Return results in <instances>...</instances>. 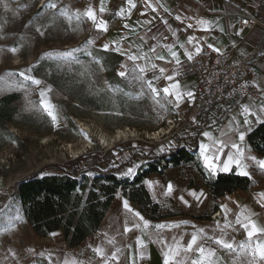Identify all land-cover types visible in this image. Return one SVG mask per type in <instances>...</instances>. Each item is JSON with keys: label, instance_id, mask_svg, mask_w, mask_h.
Listing matches in <instances>:
<instances>
[{"label": "crops", "instance_id": "0c3cea01", "mask_svg": "<svg viewBox=\"0 0 264 264\" xmlns=\"http://www.w3.org/2000/svg\"><path fill=\"white\" fill-rule=\"evenodd\" d=\"M70 1L75 3L76 10L82 13L89 6L93 7L98 19L103 18L108 22V31L103 32L98 31L89 20L92 24V31L96 34L95 38H97L99 48L104 49V45L108 44L107 51L121 56L120 65H126V69L133 68L134 63L127 59V54H147L152 57L149 65L156 63L159 67L166 68L165 75L178 73L175 79L180 82V91L185 93L179 107H176L172 97H164L162 92L160 96L164 98L165 108H168L170 100L174 103L175 110L179 112L180 123L185 124L191 131L197 128L198 138L195 144L186 143L185 145L197 151L199 162L193 158L178 166L170 165L163 171V174L153 171L144 177V187L149 192L152 202L159 206L154 215L143 211L139 204L125 196L123 189H119L99 228L74 247L70 246L63 234V229L42 238L37 236L31 223L25 219L23 211L0 206V264H50L49 257H51V264H64L66 258L69 264L72 259L82 261L83 264H101L100 258L96 256L93 249L102 246L106 251L114 250L113 246L108 244L109 239H114L116 246L121 248L120 264H129L133 253H136V264H164V253L167 249L161 241H166L168 246L174 247L177 244L186 246L191 241L192 234L198 232L199 229H204V232L200 234L198 243L216 249L219 264H233V261L237 259L236 254L216 245L208 237L222 236L226 240L234 241L236 245L247 241L246 230L236 223L238 216L243 221L241 213L254 214L251 219L258 226H264V206L258 202L262 199L260 193H264V171L255 162L247 159L248 156H255L258 160H264L263 155L252 150L248 140V135L260 123L256 122L255 117L249 116L248 119L252 121L251 130L247 132L244 142H240L238 132L229 130L228 125L231 123L232 128H238L241 131L249 127L243 123L245 117L241 106L224 109L219 105H212L205 109L204 104L196 99L195 94L189 98L186 93L188 91L195 93L197 81L193 72V62L197 55L194 46L197 44L202 51L208 44L220 50L233 49L235 50L234 61L254 62L256 72L252 77L253 83L260 85L259 91L264 89V26L247 30L235 24L238 17H256L264 23V0H153V3L158 6L156 12L146 8L144 0H135L137 7L132 9L130 14H127L126 0H104L106 9L104 13L99 12L100 0ZM121 7L126 10L124 16L118 15ZM165 20L167 24L163 22ZM199 20L208 22V31H205L204 26L198 23ZM125 24L129 27L125 28ZM189 24L192 27H188ZM189 37H195L192 45L187 43ZM117 41L126 53L125 55L115 51L117 45L114 42ZM165 44L175 45L173 50L179 53L180 64L174 61L166 62L171 61L172 58L168 50L162 47ZM180 44H184L193 53L191 60L185 55L184 49L179 47ZM152 47H156V53L150 51ZM157 54L165 56L166 61L156 60ZM135 63L144 64L145 61L140 60ZM159 75L158 68L152 70L149 67L144 78L153 80L157 89H162L175 82L167 81L163 77L155 80L154 77ZM259 94L258 99L250 102L253 111H258L260 105L264 103V93L260 91ZM261 115L264 116V114ZM204 132H209L211 137L204 136ZM225 132L228 133L227 136L224 135ZM217 139H230L244 148L243 163L247 165V171L253 180V186L249 190L239 189L232 193L226 192L219 197L213 194L209 186L211 180H215L223 173L240 175L241 171L235 164L232 165L231 171H222L223 165L228 162V154L234 153L235 150L231 149L229 144L217 159H213L216 151L213 140ZM201 144L210 146V150L205 155L209 157L215 171L206 165L201 155ZM171 149L168 148L166 152ZM204 171L210 173L211 180H206ZM149 182L152 184L150 185ZM169 184L173 186L171 193H168ZM192 192L197 195L203 193V195L197 200L190 195ZM181 196L188 201L187 205L180 199ZM124 200L128 201L133 212H139L149 222L147 229L125 232L126 226L131 227L138 220L124 209ZM216 212H220L221 216L217 217L220 221L219 227H215L211 222L212 215ZM14 213H19L22 218L14 219ZM226 222L231 226L224 228ZM9 224H14V227L5 231L4 229ZM160 224L170 227L157 229L155 226ZM176 224L179 227H171ZM222 228L223 231H221ZM137 237L143 239L147 245L143 249V259L139 258ZM129 245H131L130 248ZM197 256L198 253H188L189 264L191 259ZM237 264H243V258H240Z\"/></svg>", "mask_w": 264, "mask_h": 264}, {"label": "rangeland", "instance_id": "374dc122", "mask_svg": "<svg viewBox=\"0 0 264 264\" xmlns=\"http://www.w3.org/2000/svg\"><path fill=\"white\" fill-rule=\"evenodd\" d=\"M49 2L57 7H42ZM74 4L0 0V98L19 95L13 122L0 126V206L16 209L12 194L16 181L37 171L61 174L60 167L78 160L79 154L96 155L101 169L123 164L119 177L127 182L134 174L125 175L129 168L154 161L180 142L194 145L198 138L197 128L191 131L180 123L170 135L147 139L148 132L171 118L164 98L160 96L158 103L146 83L132 78V68L127 77L118 75L120 62L99 48L89 19H75ZM61 9L68 10L71 21L60 15ZM74 49L78 51L73 60L58 55ZM22 72L41 83L25 80ZM41 91L46 92L45 102L55 106V122L41 107ZM119 129H130L129 137L116 141ZM102 136L111 144L101 143ZM94 165L87 173L91 180L99 176ZM84 167L80 164L78 170ZM13 217L22 218L19 213Z\"/></svg>", "mask_w": 264, "mask_h": 264}, {"label": "trees", "instance_id": "16d2710c", "mask_svg": "<svg viewBox=\"0 0 264 264\" xmlns=\"http://www.w3.org/2000/svg\"><path fill=\"white\" fill-rule=\"evenodd\" d=\"M105 53L116 57L115 63L121 61V56L117 53ZM18 97L17 94H10L0 98V126L13 122L16 113L14 103ZM248 140L252 150L264 156V124H258L248 135ZM180 143L151 162L156 163L170 156L169 166H178L195 159L186 151L187 145L182 146ZM92 163L99 174L93 180L87 174ZM80 164L85 165L81 171L78 170ZM98 165L96 155L84 156L67 166L71 170L60 167L61 174L57 175H41L42 171H37L12 185L14 199L20 200L24 217L31 223L37 236L44 238L63 229L70 246L79 245L99 228L119 189H123L125 196L139 204L143 211L153 215L157 213L159 206L152 202L143 185L144 177L153 172L154 168L147 174L138 175L133 181L130 179L126 182L119 177L123 164L102 169ZM209 186L213 194L219 197L226 192L249 190L253 186V180L236 173H223L211 180Z\"/></svg>", "mask_w": 264, "mask_h": 264}, {"label": "snow or ice", "instance_id": "6c2138e0", "mask_svg": "<svg viewBox=\"0 0 264 264\" xmlns=\"http://www.w3.org/2000/svg\"><path fill=\"white\" fill-rule=\"evenodd\" d=\"M101 6L99 8L100 13H104L106 11L104 7V0H100ZM127 4V14L131 13V10L137 7V4L135 0H126ZM7 7V5H5ZM144 6L146 8H150L153 12H156L158 10L157 4L153 3V0H144ZM43 8H49V9H55L57 7L56 3L49 2L48 4H45L42 6ZM162 7V5H160ZM167 11V9H165ZM126 14L125 8L121 7L119 9L118 15L124 16ZM144 13H142L143 15ZM39 15V13H38ZM60 15L67 17L70 21L72 20V16L69 15L67 9H61ZM86 17L89 19L97 28L98 31L107 32L108 31V22L103 19L97 17L96 10L89 6L87 10L83 13H80L77 11L75 13V19L79 21L81 17ZM177 19H180L177 17ZM165 24H167V21H163ZM150 23V21L148 22ZM198 23L202 26H204V30L208 31V22L205 20H199ZM125 28H128L129 26L127 24L124 25ZM188 27H192L191 24L188 25ZM39 31V29H37ZM41 35L44 33L41 32ZM195 40V37H189L187 43L189 45H192ZM91 43V41H90ZM117 46L115 48V51L120 53L121 55H125L126 53L123 52L121 47L119 46V42H114ZM162 47L166 48L172 58L171 61H166V57L162 55H156L155 59L160 61H166L168 63H171L174 61L176 64H180V58L179 53L175 50V45L172 44H165ZM180 48L184 49V53L187 56L189 60L193 58V53L188 50V48L185 47L184 44L179 45ZM208 48L213 49L216 52H219L220 49L215 48L212 44H208ZM109 49V45H104V50L107 51ZM194 50L196 54H199L202 51V48L197 44L194 46ZM11 52L16 53L18 51L17 48H11ZM75 51H78L77 49H74L72 52H65L58 54L60 57L64 58L65 60H73L75 57L73 56V53ZM152 53H156V47H152L150 49ZM88 55H91V53H88ZM127 59L129 61H132L134 63V67L132 68V78L134 80H137L139 82H143L147 84L148 89L151 91L152 95L157 98V102L159 103V98L161 95V92L163 93L164 97H172L176 103V107H179L180 102H182L185 93L180 91V82L175 79L176 75L178 73H174L172 75H165L166 68L159 67L156 63H151L149 65V61H151L152 57L147 56V54L143 55H137V54H127ZM143 60L145 61L144 64H136V61ZM149 67L152 70H156L158 68L160 75L155 76V80H159L161 77H163L167 81H175L174 83H171L169 86L163 87L162 89H157V87L154 86L153 80H144V76L146 75L147 71L149 70ZM121 71L118 73L120 77H127L129 75V72L126 69V65H121ZM21 76L24 77L25 80H32L33 83L36 85H39L41 81L34 79L31 76L26 75L25 73H20ZM255 87L258 89L260 88L259 84H256ZM47 91H51L50 89H47ZM262 93H264V89H260ZM41 107L46 111L47 115L51 117V119L55 122L58 120V116L56 112L54 111L55 106L51 105L50 103L45 102L46 92L41 91ZM187 97L192 98L194 96V93L191 91H188L186 93ZM172 101L170 100L169 103ZM242 113L245 117L243 123L245 125H248L249 127L243 131L239 130L238 128H232L231 123L228 125L229 130L233 132H238L239 135V141L244 142L245 136L248 131L251 130V124L252 121L248 119L249 116H253L256 119L257 123L264 124V116L261 114H264V103L260 105V108L258 111H253L248 105L242 106ZM238 123V122H237ZM204 136L211 137V134L209 132H204ZM225 136L228 135L227 132L224 133ZM230 144L231 149H234V153H230L227 156V163L223 165L222 171L228 172L231 171L232 165L235 164V166L239 169L240 175H243L245 177H250V173L247 171V165L243 163L245 159V150L240 146V144L225 139H217L213 140V145L216 146V151L213 155V159H217L221 153H223V149L225 147H228ZM164 149L162 148L161 151ZM210 150L209 145L201 144V155L204 157L206 165H208L210 168L215 171V168L209 161V157L205 155L207 151ZM247 159L255 162L258 167L264 171V160H258L255 156H248ZM135 172L134 168H129L125 175H132ZM91 175V174H89ZM151 185L152 182H149ZM173 191V186L171 184L168 185V193H171ZM193 197H195L197 200L200 199V196L203 195V193H200L197 195V193L192 192L190 193ZM260 197L262 198L261 201H258L264 206V193H260ZM180 199L187 205L188 201L184 199L183 196L180 197ZM123 207L124 209L131 213L134 217L137 218L138 222L133 223L131 227H125V232H131L134 229H147L149 227V222L144 219L143 216L139 212H133V209L130 207L127 200L123 201ZM226 207V206H222ZM254 215L252 213H241V216H243V221L241 220V217L238 216L236 219V223L240 224L247 232L248 240L245 242H241L239 245H236L234 241H229L221 237H208V239L213 240V242L216 245H219L221 248L225 249L226 251L232 252L236 254V260L233 261V264H237V262L240 260V258H243V264H264V226H258L254 220L251 219V216ZM17 220L20 219V217L16 218ZM219 226V225H218ZM231 225L229 223H225L224 228H228ZM12 227H14V224H9L7 228H5V231H9ZM157 229H164L166 227H170L169 225H156ZM171 227H179L178 224L172 225ZM223 231V228L221 229ZM204 232V229H199L198 232L193 233L191 236V241L186 246H181L177 244L176 246H168L166 241H161L166 247V251L164 253V264H189V260L187 257L188 253H198V256L194 259H191L190 264H219V258L216 254V249L212 247H206L202 244L198 243V238L200 237V234ZM55 235V234H54ZM106 235V234H105ZM136 243L139 248V258H144V252L143 249L147 247L145 244V241L139 237H137ZM108 244L110 246H113L112 251H106V249L102 246H97L93 249V252L100 258L101 264H120V253L121 248L119 246H116V242L114 239H109ZM195 246V247H194ZM129 248L131 245L128 246ZM183 253V255H182ZM15 255V253H13ZM50 264H51V257H49ZM64 264H69L68 258L64 260ZM71 264H83L82 261H77L75 259H72ZM129 264H136V253H133Z\"/></svg>", "mask_w": 264, "mask_h": 264}, {"label": "built area", "instance_id": "2783aa9c", "mask_svg": "<svg viewBox=\"0 0 264 264\" xmlns=\"http://www.w3.org/2000/svg\"><path fill=\"white\" fill-rule=\"evenodd\" d=\"M235 24L247 30L264 26V23L256 17H238ZM234 53L233 49L216 52L205 46L203 51L195 56L193 72L197 82L194 94L196 99L204 104L205 109L212 105H219L224 109L234 106L242 107L243 105H248L251 108L250 102L260 97V91L255 87L252 79L256 72V64L252 61L236 62ZM168 108L171 118L167 119L165 125L159 130L148 132V140H155V134L159 133H162L163 136L170 135L176 129L177 124L180 125L179 112L175 110L174 103L168 102ZM162 129H166V133L163 134ZM185 149L199 162L196 150L189 146H185ZM170 160L171 157L166 156L156 163L144 162L136 168L132 179L138 175L147 174L152 168H154V172L163 174V171L169 167ZM204 175L207 181L211 179L209 172L204 171ZM14 206L16 209L22 208L20 200H15ZM217 217H221L220 212L212 215L211 222L215 227H219L220 224Z\"/></svg>", "mask_w": 264, "mask_h": 264}, {"label": "bare ground", "instance_id": "6f19581e", "mask_svg": "<svg viewBox=\"0 0 264 264\" xmlns=\"http://www.w3.org/2000/svg\"><path fill=\"white\" fill-rule=\"evenodd\" d=\"M160 129V128H159ZM158 129V130H159ZM128 130V131H127ZM127 130H124V129H119L118 131H117V133L115 134V136H114V139L117 141V140H121V139H123V138H126V137H129V133H130V129H127ZM166 129H162V132H163V134L164 133H166V131H165ZM157 131V130H156ZM133 132V131H132ZM170 133V132H169ZM162 133H159V134H155V137L156 138H158V137H160V136H162L161 135ZM150 135H151V133H150ZM101 143H103V144H105V145H107V144H111V143H108V140L106 139V136H102V138H101ZM71 149V148H70ZM72 152H74L75 153V150H73L72 149ZM135 178V177H134ZM133 178V179H134ZM133 179H132V177H131V180L133 181Z\"/></svg>", "mask_w": 264, "mask_h": 264}]
</instances>
